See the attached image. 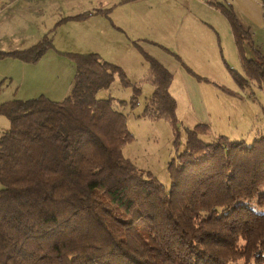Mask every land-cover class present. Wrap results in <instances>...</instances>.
<instances>
[{"label":"trees","instance_id":"trees-1","mask_svg":"<svg viewBox=\"0 0 264 264\" xmlns=\"http://www.w3.org/2000/svg\"><path fill=\"white\" fill-rule=\"evenodd\" d=\"M213 4L229 22L245 76L224 61L228 71L239 84L264 82V51L253 47L246 57L251 33L231 3ZM50 32L0 50V59L38 61L53 47ZM139 52L140 80L96 52H65L74 74L63 99L0 102L9 122L0 132V264H264V135L250 144L226 135L205 141L210 128L199 122L183 127L180 150L172 73ZM115 77L132 88L130 98L97 97ZM142 81L152 91L140 115L173 128L169 188L122 153L133 140L123 107L138 104Z\"/></svg>","mask_w":264,"mask_h":264},{"label":"rangeland","instance_id":"rangeland-1","mask_svg":"<svg viewBox=\"0 0 264 264\" xmlns=\"http://www.w3.org/2000/svg\"><path fill=\"white\" fill-rule=\"evenodd\" d=\"M171 2L172 0H148L149 34L146 37L128 41L119 33L112 35L99 33L88 36L87 44L93 43L101 58L121 66L131 81L142 79L146 70V63L139 48L149 54H151L149 51L153 50L170 58L173 64L170 62L168 67H173V70L174 64L179 62L178 71L174 70L169 89L177 100L180 150L185 141L183 127H192L199 122L208 124L210 128V133L202 136L205 141L215 139L218 135H226L231 140H244L246 144H250L254 138L264 135V82L252 81L245 83L246 85L239 84L228 71L226 64L232 67L241 78L245 76L237 46L234 45V41L232 42L233 34L229 22L219 9L218 18L211 19L208 22L210 26H206L210 31L211 28H215L219 33L218 38L213 33L217 42L216 62L210 61L209 65L200 66L197 67L198 70H194L188 62L182 60L176 52L177 44L181 46V49L183 48V53L188 57L194 55V47L202 48V46L196 44L200 41L198 34L191 35L192 41L189 43L181 36L182 31L178 33L177 26L181 23V20L179 22L180 13L172 7ZM213 6L216 7L214 4ZM19 15L12 18L0 16V50L23 49L32 45L40 37L39 33L42 29L39 28L40 25L44 23L47 25L52 21L47 14ZM58 23L59 19L51 25V32L50 29L47 30V33L50 32L52 35L53 47L48 49L45 56L43 55L38 61L29 63L14 57L0 59V102L10 99H28L40 94L52 100H61L69 93L64 94L61 88H66L70 84L74 65L65 52L86 51H81L82 48L78 46L76 38L80 36L77 30L72 29L66 32L64 28L54 29ZM54 37L57 38L56 41ZM252 37L251 35L249 40L242 43L246 57H251L253 47H258L252 43V39L258 40L260 37L258 35ZM57 44L64 49H57ZM82 45L87 49L90 48L85 44ZM257 49L264 51V48ZM209 74L211 76H208ZM196 75L223 85L238 95H229L212 82L199 79ZM182 87L188 94L182 93ZM140 89L138 104L133 107L129 105L123 107V111L128 113L127 128L132 133L133 140L123 146L122 153L138 167L150 171L169 188L171 182L167 166L177 156L173 147V128L163 119L150 120L140 115L152 91V85L142 81ZM131 95L132 88L123 86L117 77L108 88L96 92L97 97L111 96L124 100H128ZM8 126V119L0 115V132Z\"/></svg>","mask_w":264,"mask_h":264},{"label":"crops","instance_id":"crops-1","mask_svg":"<svg viewBox=\"0 0 264 264\" xmlns=\"http://www.w3.org/2000/svg\"><path fill=\"white\" fill-rule=\"evenodd\" d=\"M218 1H226L232 4L239 23L244 28H247L253 37L257 35L260 37L258 40L252 39V43L260 49L264 48V0H172V7H175L176 11L180 13L179 22L181 20V23L177 26L178 33L182 31L181 36L189 43L192 41L191 35L196 33L199 35L198 40L201 41L196 44L202 46V48L194 47V55H190L189 57L183 53V48L181 49L179 44L176 46V52L179 54L180 58L188 62L194 70H198L197 67L209 65L210 63L208 62L210 61L216 62L217 42L215 41V35L218 38L219 33L215 28H211L210 31L206 26H210L208 22L211 21V19L218 18L217 15H219V10L213 6V3ZM147 3L148 0H0V16L4 15L12 18L18 14H47L52 21L47 25L45 23L40 25L39 28L42 29L39 36L42 37V35L47 33V30L51 29V25L55 24L58 19L60 20L61 18L74 16L86 11L91 12L81 19H67L59 22L55 25L54 29L64 28L66 32L76 29L80 36L76 38L78 46L82 48L80 50L99 54V51L93 43L90 45L87 44L86 38L88 36L99 33H108L109 35L119 33L124 35L128 41H131L133 39L140 40L149 34L148 12L150 10H148ZM211 13L215 14L210 16L209 14ZM208 18H210V20ZM184 24L185 26H183ZM36 30L40 29L36 28ZM213 33H215V35ZM40 37L33 43L39 40ZM54 38V41H56L57 38ZM233 41L234 38L232 35V42ZM220 42H222V40ZM82 44L90 48L87 49ZM56 46L59 50L64 49L59 44ZM149 52L151 55L153 54L152 56L163 64L174 77V70H176V72L178 71L177 65L179 62L177 61L178 63L174 64L175 69L173 70V67H168L169 64L172 63L170 58L153 50ZM58 56L62 57L60 54H58ZM112 61L118 62L116 60ZM179 73L182 75L181 71H179ZM208 76L211 75L209 74ZM71 84L72 80L66 88H61L64 94L69 92ZM169 91L172 95L174 94L171 89H169ZM182 93L188 94L187 90L185 92L183 87Z\"/></svg>","mask_w":264,"mask_h":264},{"label":"built area","instance_id":"built-area-1","mask_svg":"<svg viewBox=\"0 0 264 264\" xmlns=\"http://www.w3.org/2000/svg\"><path fill=\"white\" fill-rule=\"evenodd\" d=\"M206 1V0H205Z\"/></svg>","mask_w":264,"mask_h":264}]
</instances>
